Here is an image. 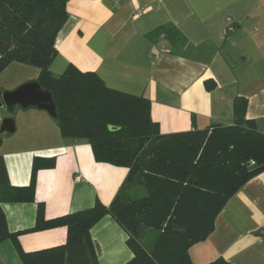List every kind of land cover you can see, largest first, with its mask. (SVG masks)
<instances>
[{
  "label": "crops",
  "instance_id": "1",
  "mask_svg": "<svg viewBox=\"0 0 264 264\" xmlns=\"http://www.w3.org/2000/svg\"><path fill=\"white\" fill-rule=\"evenodd\" d=\"M66 8L68 19L50 66L55 75L74 66L96 73L110 89L149 99L162 135L231 126L243 100L247 119L264 133V0H70ZM169 25L183 37L179 44L151 35ZM19 69L26 70L18 67L10 83L4 78L7 89L0 81L4 92L38 78ZM208 82L215 84L212 90ZM19 113L16 119L0 117L15 126L8 133L14 138L0 153L11 186L30 185L35 157L55 158L56 164L38 172L35 202L2 203L8 230L18 236L0 243V264H23L19 249L34 252L66 243L65 227L33 231L39 205L47 220L97 201L109 206L129 174L128 168L97 162L88 141L64 139L46 111ZM91 237L99 264L133 258L128 235L112 216L100 220ZM189 255L193 264L220 258L264 264V172L230 199L214 232Z\"/></svg>",
  "mask_w": 264,
  "mask_h": 264
},
{
  "label": "trees",
  "instance_id": "2",
  "mask_svg": "<svg viewBox=\"0 0 264 264\" xmlns=\"http://www.w3.org/2000/svg\"><path fill=\"white\" fill-rule=\"evenodd\" d=\"M69 1L0 0V74L14 63L37 68L36 82L52 95L61 136L88 141L97 162L128 168L129 174L109 206L97 201L47 220L39 205L33 231L65 227L66 243L34 252L19 249L20 259L23 264H99L91 229L110 215L128 235L133 258L126 264H193L190 248L214 232L230 199L264 172V133L247 119L243 100L231 126L162 135L149 99L110 89L96 73L74 66L62 75L52 73ZM151 35L173 45L183 41L170 25ZM214 87L207 83L208 90ZM3 93L0 87V104ZM55 164V158L35 157L30 185L13 187L0 155V243L18 236L8 230L2 203L35 202L38 172ZM210 264L230 263L220 258Z\"/></svg>",
  "mask_w": 264,
  "mask_h": 264
},
{
  "label": "water",
  "instance_id": "3",
  "mask_svg": "<svg viewBox=\"0 0 264 264\" xmlns=\"http://www.w3.org/2000/svg\"><path fill=\"white\" fill-rule=\"evenodd\" d=\"M3 102L0 109H7L19 106L22 109L37 108L46 111L52 118L57 117L56 107L50 92L43 90L37 82H29L23 84L13 91L4 92L2 96ZM112 130V127H109ZM15 130L14 121L12 119L0 118V134L13 133ZM2 141H0V146Z\"/></svg>",
  "mask_w": 264,
  "mask_h": 264
},
{
  "label": "rangeland",
  "instance_id": "4",
  "mask_svg": "<svg viewBox=\"0 0 264 264\" xmlns=\"http://www.w3.org/2000/svg\"><path fill=\"white\" fill-rule=\"evenodd\" d=\"M15 65V64H14ZM12 66V67H10V69H5L1 74H3L2 75V77H1V83H2V85H3V87H5L4 89H7V86L6 85H9V84H5V82H4V78L6 77V79H7V81H9V82H6V83H10V80L12 81V78H11V76L13 75V74H15L18 70H17V68L19 67V68H26V70H24L23 71V69H19V71L20 72H24V73H22V74H24L25 75V77H27V78H29V79H33L34 77H38V73H39V70L37 69V68H34V67H30V66H27V65H15V66ZM16 66H18V67H16ZM20 66H22V67H20ZM0 74V75H1ZM37 80V79H36ZM33 81H35V80H28V82H26V83H29V82H33ZM36 82V81H35ZM26 83H24V84H26ZM23 85V84H22ZM21 86V85H20ZM19 87V86H18ZM17 87V88H18ZM5 92H8V90H5ZM37 111V109H34V108H32V109H29V110H27V111H24V110H22L19 106H15L12 110H8L7 108H5V109H0V117H2V116H10V117H12V118H14V119H16V117H18V116H20V114L21 113H19V112H30V111ZM19 113V114H18ZM18 114V115H17ZM20 135V133H18V134H16V137H18ZM10 135L8 134V133H1L0 134V141H2L3 143H2V146L0 147V153H2L4 150H5V148L8 146V144H9V140L11 139V138H14V136H11V137H9ZM133 190L134 189H132L129 193H132L133 192ZM143 192V191H142ZM141 192V193H142ZM144 193V192H143ZM145 195V194H144Z\"/></svg>",
  "mask_w": 264,
  "mask_h": 264
},
{
  "label": "built area",
  "instance_id": "5",
  "mask_svg": "<svg viewBox=\"0 0 264 264\" xmlns=\"http://www.w3.org/2000/svg\"><path fill=\"white\" fill-rule=\"evenodd\" d=\"M230 29H233L232 27H230Z\"/></svg>",
  "mask_w": 264,
  "mask_h": 264
}]
</instances>
